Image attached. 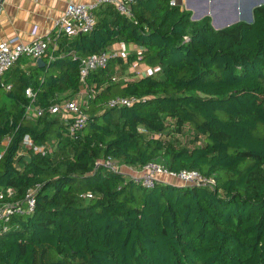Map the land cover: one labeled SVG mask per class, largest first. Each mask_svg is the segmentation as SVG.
Masks as SVG:
<instances>
[{"label":"trees","instance_id":"1","mask_svg":"<svg viewBox=\"0 0 264 264\" xmlns=\"http://www.w3.org/2000/svg\"><path fill=\"white\" fill-rule=\"evenodd\" d=\"M171 2L136 0L132 17L102 5L94 30L44 67L23 57L0 79V205L36 199L31 215L0 221V264H264V4L251 23L215 29ZM118 42L143 51L83 80L82 60ZM134 61L156 70L114 77ZM83 89L87 123L72 135L71 118L47 109ZM116 97L138 101L111 107ZM30 104L46 110L29 116ZM170 120L203 142H176ZM109 157L197 170L214 185L147 188L99 164Z\"/></svg>","mask_w":264,"mask_h":264},{"label":"built area","instance_id":"2","mask_svg":"<svg viewBox=\"0 0 264 264\" xmlns=\"http://www.w3.org/2000/svg\"><path fill=\"white\" fill-rule=\"evenodd\" d=\"M135 1L136 0H97L88 5L69 4L64 16L55 22V26L58 29L56 37L67 36L69 38H74L79 34L93 31L97 22L95 13L102 5L113 6L119 13L127 17H132L133 13L131 7ZM178 2V0H172L171 4L177 5ZM56 37L37 38L32 42H24L20 37H13L0 42V79L23 57H31L35 61L44 58L48 54L53 41H56ZM116 56L117 54L115 53L105 52L84 58L81 64L82 79L84 80L93 70L106 69L109 61ZM151 74H153V71H150L147 75ZM26 95L31 100V103L35 101V96L31 89L26 90ZM136 101L138 100L132 97H116L110 100L109 105L111 107L130 106ZM82 104L83 102L80 103L78 100H68L53 104L47 110L51 114H62L66 118H71L70 133L73 135L75 131L82 129L87 123V116L82 109ZM45 110V108H34L33 105L30 104L27 112L29 116L32 113L40 116ZM24 144L28 147L33 146L29 136L25 137ZM36 150L44 154L47 148L37 147ZM99 164L112 172L122 173L119 163L110 157L100 161ZM161 176L178 180L181 186L214 185L213 179L204 176L197 170H183L179 173H174L170 172L159 163H150L146 165L139 174L132 176V179L137 184L147 188H153L157 182H166L161 179ZM8 192L10 195L12 194L11 190ZM91 197L92 194H89L88 198ZM0 198H2V196H0ZM35 207V192L30 190L22 201L0 205V221L8 223L14 217L31 215L35 211Z\"/></svg>","mask_w":264,"mask_h":264},{"label":"crops","instance_id":"3","mask_svg":"<svg viewBox=\"0 0 264 264\" xmlns=\"http://www.w3.org/2000/svg\"><path fill=\"white\" fill-rule=\"evenodd\" d=\"M97 0H0V42L13 37H20L24 42H32L37 38H46L57 35L58 29L55 22L64 16L69 4H91ZM177 5H180L186 10H196L200 4V0H178ZM210 1V0H209ZM264 0H219V14L213 16L211 20L215 29H223L236 22L245 21L251 23L253 21L254 10L263 5ZM237 6L240 17L233 23L224 24L221 21L225 20L228 12L235 9ZM249 12V18L247 17ZM247 14V15H246ZM207 16V15H205ZM203 16V17H205ZM201 17L200 19H202ZM195 20L196 17H193ZM199 19V20H200ZM216 25V24H219ZM230 24V25H229ZM73 38L56 37L49 48V54L59 48V44L66 45V40L71 42ZM143 51L135 43L118 42L110 46L107 52L115 53L117 56L127 60L130 54H140ZM25 66L29 64H37L31 57H24ZM145 64L134 61L129 70L123 75H119L118 80L138 79L149 74L150 71H155ZM4 143H7L6 141ZM122 173L129 176L139 174L141 170L130 166H123ZM162 180L175 185H181L179 181L161 176Z\"/></svg>","mask_w":264,"mask_h":264},{"label":"rangeland","instance_id":"4","mask_svg":"<svg viewBox=\"0 0 264 264\" xmlns=\"http://www.w3.org/2000/svg\"><path fill=\"white\" fill-rule=\"evenodd\" d=\"M218 3H219V0H210V1L200 0V4L198 8L196 10H192V11L190 10V12H192V17H196L195 20H199L201 17L207 15L209 17H212V20H213L212 15L216 16L220 12ZM239 17H240V14H239L238 8L237 6H235V9L228 12L226 19L222 20L221 22L224 24L233 23V21H236L237 19H239ZM247 17L249 18V12H248ZM221 22H218L219 24H216V25L220 26ZM212 25L214 26L213 21H212ZM114 77H116L117 79L121 78L119 77V75H116V74L114 75ZM86 93H88L87 90L83 89L79 97L74 100H78L80 103L82 102L85 103L83 95H85ZM169 129H170V137L176 142L183 144L185 146L193 147L203 142L202 138L194 134L193 131H191L189 127L186 125H183V126L177 125L174 121L170 120ZM6 145L7 143H4V142L0 145V153H2L3 151L2 149ZM119 165L121 167V170L123 166H127V165H122V164H119Z\"/></svg>","mask_w":264,"mask_h":264},{"label":"water","instance_id":"5","mask_svg":"<svg viewBox=\"0 0 264 264\" xmlns=\"http://www.w3.org/2000/svg\"><path fill=\"white\" fill-rule=\"evenodd\" d=\"M37 65L40 66V67H44L46 65L45 60L43 58L39 59L37 61Z\"/></svg>","mask_w":264,"mask_h":264}]
</instances>
